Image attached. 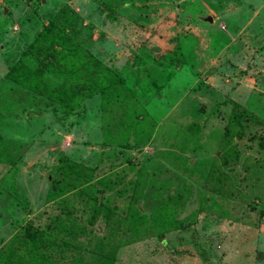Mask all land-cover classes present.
I'll return each instance as SVG.
<instances>
[{
	"label": "rangeland",
	"instance_id": "rangeland-1",
	"mask_svg": "<svg viewBox=\"0 0 264 264\" xmlns=\"http://www.w3.org/2000/svg\"><path fill=\"white\" fill-rule=\"evenodd\" d=\"M49 22L48 86L105 85L75 108L6 78ZM27 226L48 264H264V0H0V264Z\"/></svg>",
	"mask_w": 264,
	"mask_h": 264
},
{
	"label": "trees",
	"instance_id": "trees-1",
	"mask_svg": "<svg viewBox=\"0 0 264 264\" xmlns=\"http://www.w3.org/2000/svg\"><path fill=\"white\" fill-rule=\"evenodd\" d=\"M68 37L69 34L67 32L57 28L53 22H49L40 30L24 55H21L11 65L6 73V78H9L17 85L27 87L43 96L56 100L61 105L72 108L79 106L81 101L87 97L102 91L105 85L98 84L96 79L87 76L89 73L88 66L81 69V82L62 83L54 88L48 86V79L53 78V75L62 76L64 74L68 79L69 72L74 69V64L70 60L71 58H77L79 51L73 43L67 44L66 39ZM56 44H59V47H55L54 45ZM80 54L83 57L90 58L93 64L103 66L90 53L81 52ZM29 55L32 57V65L29 64L27 59ZM64 60L68 64L66 65L67 69L62 63ZM105 68L108 69L107 67ZM36 113V115L40 114V112ZM170 224V226H176L174 223ZM162 230L163 233L166 228ZM43 234L47 237L50 236V233H43L39 228L27 226L23 236L15 237L20 250L17 249V245L14 248L15 242L14 246H9L7 257L5 258V260H9L8 264L16 263L12 260V255L16 256L20 264H48L50 253H45L44 251L47 243Z\"/></svg>",
	"mask_w": 264,
	"mask_h": 264
},
{
	"label": "water",
	"instance_id": "water-1",
	"mask_svg": "<svg viewBox=\"0 0 264 264\" xmlns=\"http://www.w3.org/2000/svg\"><path fill=\"white\" fill-rule=\"evenodd\" d=\"M205 19H206L207 21H212V18H211L210 16H207Z\"/></svg>",
	"mask_w": 264,
	"mask_h": 264
},
{
	"label": "crops",
	"instance_id": "crops-1",
	"mask_svg": "<svg viewBox=\"0 0 264 264\" xmlns=\"http://www.w3.org/2000/svg\"><path fill=\"white\" fill-rule=\"evenodd\" d=\"M40 114H42V113H40ZM40 114H39V115H40Z\"/></svg>",
	"mask_w": 264,
	"mask_h": 264
}]
</instances>
